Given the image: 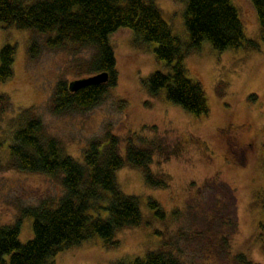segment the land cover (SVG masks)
<instances>
[{
    "label": "rangeland",
    "instance_id": "1",
    "mask_svg": "<svg viewBox=\"0 0 264 264\" xmlns=\"http://www.w3.org/2000/svg\"><path fill=\"white\" fill-rule=\"evenodd\" d=\"M153 1L173 34L188 41L187 0ZM232 2L246 37L257 46L217 51L203 40L190 50L188 76L202 84L210 108L202 116L169 101L165 89L156 95L148 91L147 78L171 67L156 57L157 43L138 42L129 27L110 34L118 79L103 100L90 109L55 112L57 84L86 77L83 65L95 48L50 47L49 34L0 22V50L7 44L16 50L13 75L0 81V94L10 97L0 114V225L13 224L24 208L55 203L65 193L59 177L11 163L9 144L21 123L18 116L30 108L45 133L81 162L89 143L111 132L120 138L121 153L130 136L154 140L159 149L150 166L168 175L166 187H152L141 168L127 164L117 170L121 189L139 198L141 224L117 231L114 247L98 236L68 247L55 255V264L129 263L160 247L183 264H241L240 254L264 264V40L251 0ZM32 41L38 44L33 56ZM151 199L164 216L150 206ZM32 223L30 216L22 220V242L33 238Z\"/></svg>",
    "mask_w": 264,
    "mask_h": 264
},
{
    "label": "trees",
    "instance_id": "2",
    "mask_svg": "<svg viewBox=\"0 0 264 264\" xmlns=\"http://www.w3.org/2000/svg\"><path fill=\"white\" fill-rule=\"evenodd\" d=\"M251 2L264 40V0ZM184 20L188 41L173 34L153 0H0L1 23L49 34L46 43L50 47L92 46L95 52L83 65L85 73H109L106 82L87 84L76 91L60 81L52 100V108L58 113L90 109L103 100L118 79L110 34L120 27H129L138 42L157 43L156 57L171 67L170 72L156 71L147 78L148 91L156 95L165 89L169 101L197 116L208 115L205 89L188 76L185 67L190 50L203 40L217 51L257 45L246 37L232 0H187ZM37 50V42L32 41L30 55ZM15 52V46L10 44L1 48L0 81L13 75ZM9 104V95L0 94V114ZM18 119L20 126L14 129L9 144L11 163L21 170L59 177L65 193L55 203L42 201L24 208L13 224L0 225V264H55L57 253L96 236L107 247L117 246V231L138 226L143 219L139 198L125 193L116 179V171L127 164L142 169L147 185H168V175L154 172L150 166L159 149L154 140L130 136L121 153L120 138L108 132L104 140L89 143L81 162L65 154L60 141L45 133L43 122L30 108L22 111ZM150 206L164 216L156 200L151 199ZM29 216L33 218L34 236L22 242L21 222ZM237 260L252 264L244 254L238 255ZM119 264L183 263L171 250L160 247L149 250L144 257Z\"/></svg>",
    "mask_w": 264,
    "mask_h": 264
},
{
    "label": "water",
    "instance_id": "3",
    "mask_svg": "<svg viewBox=\"0 0 264 264\" xmlns=\"http://www.w3.org/2000/svg\"><path fill=\"white\" fill-rule=\"evenodd\" d=\"M109 78V73L107 71H103L100 73H96L94 75L82 77L73 81L69 82V87L71 91H76L80 87L87 85V84H97L106 82Z\"/></svg>",
    "mask_w": 264,
    "mask_h": 264
}]
</instances>
